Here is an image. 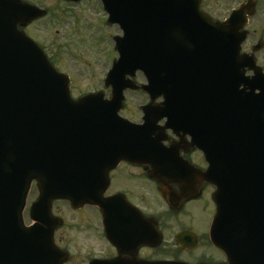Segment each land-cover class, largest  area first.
Here are the masks:
<instances>
[{"label":"water","instance_id":"water-1","mask_svg":"<svg viewBox=\"0 0 264 264\" xmlns=\"http://www.w3.org/2000/svg\"><path fill=\"white\" fill-rule=\"evenodd\" d=\"M104 1L109 23L118 22L125 33L117 40L121 59L106 80L114 87L107 100L98 94L71 98L70 79L20 30L46 11L0 0V264H28L25 250L41 241H35L40 231L26 229L22 219L32 179L40 188L33 217L42 205L49 210L55 197L101 204L108 170L122 159L143 163L135 153L149 134L145 126L182 107L193 108L192 120L201 125L193 134L204 139L198 147L210 162L199 178L217 187L213 243L227 253V264H264V80L243 79L252 67L240 53L246 7L220 22L204 14L202 0H194V8L188 0ZM137 67L147 75L144 90L152 100L164 97L162 105L149 106L143 126L118 115L124 90L138 87L124 74L134 75ZM155 154L153 165L170 156Z\"/></svg>","mask_w":264,"mask_h":264},{"label":"flooded vegetation","instance_id":"flooded-vegetation-1","mask_svg":"<svg viewBox=\"0 0 264 264\" xmlns=\"http://www.w3.org/2000/svg\"><path fill=\"white\" fill-rule=\"evenodd\" d=\"M47 8L49 0H26ZM78 5L85 0H65ZM89 1V0H87ZM102 3V0H97ZM102 6V5H101ZM240 15L247 19L246 40L241 49L252 58L248 76L264 72V0H203L201 8L221 21ZM47 17V16H46ZM39 20V19H38ZM36 22V21H35ZM34 23V22H33ZM32 24V23H31ZM29 24V25H31ZM25 30L31 35L30 26ZM33 35V34H32ZM31 35V36H32ZM142 94L145 96L142 92ZM141 94V95H142ZM149 100V96L146 95ZM142 103L143 105L147 103ZM141 115L134 122H140ZM126 111L123 115L130 117ZM129 113V112H128ZM165 120L153 136L163 150L176 145L178 137L172 128H164ZM164 126V127H163ZM156 128V126H155ZM182 134L180 157L187 163L151 165L149 152L143 163L121 160L101 181V204H80L78 200H59L52 208L31 217V204L38 197L37 188L28 196L24 219L26 226H40L37 249H28L29 264H223L227 257L211 242L209 229L215 214L214 187L201 182L199 172L207 167L202 152L191 147V137ZM172 159V158H171ZM161 173L158 177L153 173ZM164 192L169 196L166 197ZM32 195V196H31ZM66 205V206H65ZM65 206V207H64ZM195 213L207 214V223H193ZM51 241V247L48 245Z\"/></svg>","mask_w":264,"mask_h":264},{"label":"rangeland","instance_id":"rangeland-1","mask_svg":"<svg viewBox=\"0 0 264 264\" xmlns=\"http://www.w3.org/2000/svg\"><path fill=\"white\" fill-rule=\"evenodd\" d=\"M46 4H51L49 15L29 25L33 36L47 47L57 68L72 78L74 96L103 89L105 74L118 57L112 34L122 35L120 29L108 27L106 13L97 0H85L78 5L49 0ZM137 77L144 82L142 75ZM141 94L140 90L130 89L125 93L127 114L136 120L142 114L137 105L148 99ZM198 222L206 225L207 214L195 213L193 223Z\"/></svg>","mask_w":264,"mask_h":264}]
</instances>
